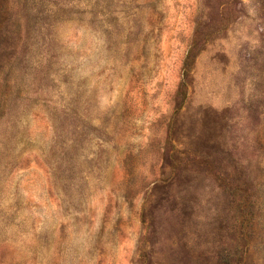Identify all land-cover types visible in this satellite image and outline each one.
I'll return each mask as SVG.
<instances>
[{
  "label": "rangeland",
  "instance_id": "1",
  "mask_svg": "<svg viewBox=\"0 0 264 264\" xmlns=\"http://www.w3.org/2000/svg\"><path fill=\"white\" fill-rule=\"evenodd\" d=\"M0 264H264V0H0Z\"/></svg>",
  "mask_w": 264,
  "mask_h": 264
}]
</instances>
